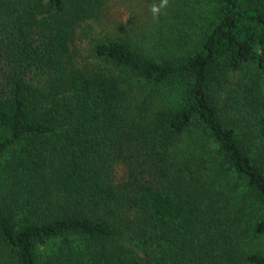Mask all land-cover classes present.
Instances as JSON below:
<instances>
[{"label":"trees","instance_id":"obj_1","mask_svg":"<svg viewBox=\"0 0 264 264\" xmlns=\"http://www.w3.org/2000/svg\"><path fill=\"white\" fill-rule=\"evenodd\" d=\"M107 1L0 0V264H264V0L161 61Z\"/></svg>","mask_w":264,"mask_h":264},{"label":"rangeland","instance_id":"obj_2","mask_svg":"<svg viewBox=\"0 0 264 264\" xmlns=\"http://www.w3.org/2000/svg\"><path fill=\"white\" fill-rule=\"evenodd\" d=\"M153 3L159 0H108L101 13V27L112 37L125 39L146 57L161 61L165 54L181 50V36L189 33L200 39L199 26L206 23L205 17L213 16V0H169L158 19L149 12ZM244 74L258 80L264 91V70L251 66ZM242 75L237 73L232 80L236 83ZM220 97L224 99V93ZM258 246L264 247V238L253 241L251 247Z\"/></svg>","mask_w":264,"mask_h":264},{"label":"clouds","instance_id":"obj_3","mask_svg":"<svg viewBox=\"0 0 264 264\" xmlns=\"http://www.w3.org/2000/svg\"><path fill=\"white\" fill-rule=\"evenodd\" d=\"M168 4L169 0H159V3L151 4V6L149 7V12L154 19H158L159 16L163 13V10L168 7Z\"/></svg>","mask_w":264,"mask_h":264}]
</instances>
